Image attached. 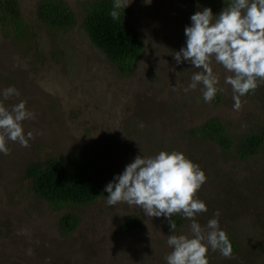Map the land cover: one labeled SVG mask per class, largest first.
<instances>
[{"label": "rangeland", "instance_id": "rangeland-1", "mask_svg": "<svg viewBox=\"0 0 264 264\" xmlns=\"http://www.w3.org/2000/svg\"><path fill=\"white\" fill-rule=\"evenodd\" d=\"M18 1L26 33L14 35L0 26V90L15 87L20 93L4 101L7 108L24 101L35 113V119L23 122L34 139L27 148L8 141L9 155L0 154V264H166L171 251L166 219L146 217L123 203L109 207L106 198L54 210L24 179L28 164L68 155L98 177H113L137 155L160 151L183 152L204 171L207 180L197 195L208 212L196 220L203 227L219 211L221 229L238 246L231 258L210 251L209 264H264V152L239 161L189 133L216 117L236 143L258 130L264 124V84L234 111L231 88L224 84L230 73L213 61L218 87L224 89L217 103H205L199 86L183 90L198 71L173 59L192 15L186 0H128L131 27L145 41L130 77L121 76L82 29L85 5L97 0H62L77 16L69 32L37 20L40 0ZM175 85L179 90L173 91ZM72 211L79 226L64 237L60 219ZM132 216L141 220V230L125 235L120 226ZM182 221L176 234L190 235V221Z\"/></svg>", "mask_w": 264, "mask_h": 264}, {"label": "clouds", "instance_id": "clouds-1", "mask_svg": "<svg viewBox=\"0 0 264 264\" xmlns=\"http://www.w3.org/2000/svg\"><path fill=\"white\" fill-rule=\"evenodd\" d=\"M131 4L128 0H112L108 15L118 21L121 12L125 14ZM184 36V45L174 52L173 59L177 66L187 64L198 70L183 89L185 92L199 86L203 101L210 104L224 91L218 87L220 79L214 73L213 61L230 73L224 84L231 88L234 111L241 109L243 97L264 84V0H231L216 15L208 7L197 10L190 16ZM177 90L178 85L173 86V91ZM19 94L15 87L0 90L3 155H9L8 141L27 148L34 139L33 132H25L23 127L24 121L35 119L26 102L20 101L11 109L4 105V101ZM206 180L204 171L183 152L160 151L151 157L137 155L122 173L113 176L103 191L109 207L123 203L135 206L146 217L167 220L170 235L166 243L171 251L165 257L166 264H209L210 251L231 258L233 248L220 227L219 211L214 214L217 218L209 219L203 227L196 220L208 212L206 203L197 195ZM174 215L190 221V235L176 234Z\"/></svg>", "mask_w": 264, "mask_h": 264}, {"label": "trees", "instance_id": "trees-1", "mask_svg": "<svg viewBox=\"0 0 264 264\" xmlns=\"http://www.w3.org/2000/svg\"><path fill=\"white\" fill-rule=\"evenodd\" d=\"M230 3L231 0H186L191 14L208 7L216 15ZM111 9L112 0H97L86 4L82 29L96 51L103 53L121 76L130 77L135 63L145 51V41L131 27V6L125 10V14L121 12L120 19L115 22L108 15ZM35 14L38 21L54 31L69 32L77 26L75 12L62 0H40ZM0 26L4 31L11 28L14 35L25 36V23L18 0H0ZM220 97L218 93L214 102L217 103ZM261 125L256 131L244 133L238 143L218 117L206 120L189 133L201 141L218 146L225 154H235L236 160L248 161L264 152V124ZM28 165L24 179L30 186V192L46 201L54 210H73L95 204L101 198H106L103 189L113 178L108 173L98 177L91 167L83 165L72 155ZM173 220L177 226L183 222L179 216L173 217ZM79 221L74 211L63 215L59 225L60 234L64 237L72 235ZM141 226V220L132 216L121 224L120 230L125 235H134L140 232ZM228 237L233 254L238 253L234 239Z\"/></svg>", "mask_w": 264, "mask_h": 264}]
</instances>
